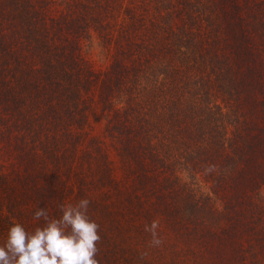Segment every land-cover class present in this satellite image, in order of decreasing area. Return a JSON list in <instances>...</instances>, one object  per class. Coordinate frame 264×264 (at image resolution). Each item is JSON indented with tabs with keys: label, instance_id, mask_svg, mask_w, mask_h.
I'll return each mask as SVG.
<instances>
[{
	"label": "trees",
	"instance_id": "obj_1",
	"mask_svg": "<svg viewBox=\"0 0 264 264\" xmlns=\"http://www.w3.org/2000/svg\"><path fill=\"white\" fill-rule=\"evenodd\" d=\"M103 1L0 0V244L87 198L98 264H264V0H126L115 29Z\"/></svg>",
	"mask_w": 264,
	"mask_h": 264
},
{
	"label": "clouds",
	"instance_id": "obj_2",
	"mask_svg": "<svg viewBox=\"0 0 264 264\" xmlns=\"http://www.w3.org/2000/svg\"><path fill=\"white\" fill-rule=\"evenodd\" d=\"M90 201L81 198L75 204H62L60 218H50L44 208L34 213L33 219L43 221L34 231H27L23 225L11 226L3 244H0V264H98L97 242L99 225L88 216ZM157 221L151 227L145 226L157 239Z\"/></svg>",
	"mask_w": 264,
	"mask_h": 264
},
{
	"label": "rangeland",
	"instance_id": "obj_3",
	"mask_svg": "<svg viewBox=\"0 0 264 264\" xmlns=\"http://www.w3.org/2000/svg\"><path fill=\"white\" fill-rule=\"evenodd\" d=\"M51 7L54 12H64V13H70L73 12L75 9L73 7V0H51ZM103 7L107 21L111 25L112 29H115L116 26L114 24H117L118 28V23L121 17L117 18V21L115 18L111 17V12H109L112 8H118L119 13L121 9L125 8L127 2L126 0L123 2H120L119 0H104L103 1ZM71 6V8H69ZM97 10L99 8H96ZM122 12V11H121ZM116 35V33H115ZM114 35V37H115ZM112 42H114V39H112ZM115 47L116 45L112 43V45L108 46L106 44H102L101 38L98 37V35L92 31L91 38L87 40H83L81 44V51H82V56L84 59L90 64L91 68L95 71H102L108 68L110 63L112 62V54L115 52ZM106 114L102 113L100 110V106H92L89 111L88 115V132L90 133L91 136H94L98 138L99 140L103 141L104 146L106 147V152L108 155V158L111 162L112 170L114 174L116 175V179H121L123 175V171L121 169V163L120 160L116 154L115 151V143L113 139H111L109 136H107V132L105 131V123H106ZM3 152V151H0ZM3 159H7L8 155L4 154L2 156ZM8 165V164H7ZM10 167V166H9ZM201 179V187L205 188V182L203 178ZM260 199L264 201V192H261L260 194ZM264 204V202H263ZM139 234H135L134 237L138 236ZM246 246V245H245ZM256 251V249H255ZM264 262V260H262ZM260 261V262H262ZM262 262V263H263Z\"/></svg>",
	"mask_w": 264,
	"mask_h": 264
}]
</instances>
